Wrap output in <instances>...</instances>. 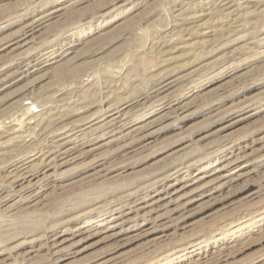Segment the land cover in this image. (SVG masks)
<instances>
[{
  "label": "rangeland",
  "instance_id": "rangeland-1",
  "mask_svg": "<svg viewBox=\"0 0 264 264\" xmlns=\"http://www.w3.org/2000/svg\"><path fill=\"white\" fill-rule=\"evenodd\" d=\"M46 49L50 67L31 72ZM108 107L146 128L145 140L106 136L94 153L42 169L59 137L94 123L77 133L80 149L100 134ZM239 150L247 157L222 169ZM244 163L233 184L215 181ZM22 164L42 169L25 193L12 182ZM176 171L204 178L177 194L172 216L109 228L116 206ZM53 232L66 238L60 264H264V0H0V264L51 262Z\"/></svg>",
  "mask_w": 264,
  "mask_h": 264
},
{
  "label": "bare ground",
  "instance_id": "bare-ground-1",
  "mask_svg": "<svg viewBox=\"0 0 264 264\" xmlns=\"http://www.w3.org/2000/svg\"><path fill=\"white\" fill-rule=\"evenodd\" d=\"M229 2L230 1H227L228 8L231 7V5H229ZM224 6H226V5L224 4ZM62 10H64V7H60V8H57L55 10H52L51 12L42 13V14L38 15L32 22H30L29 24H27L23 28L22 32L17 37V38H19L18 41L17 40L16 41L17 42L23 41V43H21V44H25V43H29V42L33 41L37 37V35H35V33L36 32H41L42 33L43 30L46 27L49 26V24H50L49 23V20L57 12H60ZM52 52H53L52 49H49V50L46 49L45 52H43L42 54L35 55L33 58L31 57L32 59H30V61H28V63H27L26 66L27 67L29 66V68H32V71L31 72L41 71V70H43L45 68H48V66L51 64L50 62H48V58L51 56ZM29 68H26L25 70L30 71ZM21 72H25V71L22 70ZM173 83H174L173 80L172 81H169V82H166V83L163 82L162 83L163 85L160 86V89H164L166 87H167L166 89H168V86H172ZM108 108H109L108 111H109L111 117H110V119H107V121L105 123H103V124H101V125H99L97 127V128L100 127V129H101V133L100 134L98 133V135H95L93 137L91 136V138H89L88 140L82 142V144H81L82 146L80 147V149H79L78 146L75 145V144H77V143H75V141L77 140V137L80 136V134H81L80 132H82L83 129H85L88 126L94 125V123H92L91 125L89 124L85 128H81L78 131L76 130L73 133H70V134H67V135H64V136L59 137L58 140L56 141V145L54 146V148L51 149V150H49V151H47V153H44V154H47V155H46L45 160L43 161V168L42 169L47 168L46 169V171H47L50 168H52L50 166V164L51 165L52 164H54V165H57V164L58 165H62V164L68 163V161H70L73 158H76L77 156L78 157H80V156H86V155H88V154H90L92 152L94 153L95 150H97L103 144H105V142L103 143L102 141H103V138L104 139L106 138V136H111V139H109L106 143L113 142L115 139H119L120 140L122 138H125L127 135L129 136V134H132V137L137 136V137H139V139L140 138L141 139L146 138L147 132H148L147 129L144 128V127H142V126L141 127L140 126H135L127 118L125 119V117L122 116V109H120L119 107H112V108L108 107ZM97 128H95V129L97 130ZM100 129H98V130H100ZM93 131H95V130H93ZM78 132L80 134H77ZM91 135H93V134H91ZM77 150H79L80 153H78V155L74 156V153L76 154V151ZM241 152L244 153V151H240L239 150L237 152L235 151L234 153L232 152V154H230V155L228 154L226 157H224L225 165L221 166V168L223 169V167L229 166L230 164H232L234 162H237V161H239V160L247 157L246 156L247 155L246 151H245L244 154L241 153ZM24 164L17 166L18 168H21V169H20L19 172L17 171L16 174L13 175L12 182H13V184L15 186H20L19 187L20 190L24 191V193H25V192L31 191L33 189V185L34 186L36 185V182H34L33 180L35 178H37L39 176V174L42 173L41 172L42 169L41 170L29 169V168H27L28 166H23ZM247 166H248V163L247 164L246 163H244V164H238L232 171H230L228 173H221L220 172V174H218L217 177H215V181L216 182H220L224 186L231 185L234 182H236L237 180H239L240 178H242L243 176H245V173H246L245 169L247 168ZM220 169H218V170H220ZM248 171L249 170H247V172ZM174 173H176V174L174 175ZM172 174L175 176V177H173L175 179V181H173V182H171V183H169L167 185L166 184L165 185H162V187H160L159 189H155L152 194H149L148 193L149 195H147L145 197H136V199H134L133 201H131V205L130 206H127V207H120V206L117 207L116 206L115 209H113V211H115V212H113V215L110 217L111 225L109 226V228H116L117 229V227H120L121 231L127 230L126 225H128V223L133 222V221H135L138 226L146 227L147 224H149L150 222H156V221L162 220L163 218H165V215L167 213H170L171 212L170 215L172 216V212L175 211V210H178V209H175V207H171L177 201V199H178L177 198V194L179 195V192H181L183 189H185L188 186H192V185L197 184L199 182V180H201L202 178H204V176L200 175L199 172H197V173L194 174L196 176V178L194 180H191V181L190 180H187L185 177H181L180 174H179V171L173 172ZM246 175H247V173H246ZM165 176H167V175H165ZM204 183H202V184H204ZM203 187H204V185H198V186H196V188L194 187V190H200L199 196H203L204 197L207 194V190L206 189L203 190ZM218 187H219V185H218ZM31 194L33 195V192H31ZM199 196H198V198H200ZM191 197H193V199H194L197 196H191ZM184 201H186V200H184ZM183 203L185 205V202H183ZM119 204H122V203H119ZM171 216H169V217H171ZM84 227H85V225L80 226L79 227V230L80 231H85ZM164 227H166V226L164 225ZM51 235H52L51 236V239L49 240L50 242L48 243V245L46 247L47 250H48V253H49L48 255L50 257L48 255L47 256L49 258H51V262L49 261V262H47V264H60V263H62V261H64L66 259V256H67V254H66V252L64 250V247L65 246L64 247L62 246L63 243L66 242V238L65 239H61V235H58L55 232H53ZM77 242H78V240H77ZM70 244L72 245V243H70ZM66 245H69V244H66ZM68 248L70 249V247H68ZM69 252H71V251H69ZM35 254H36V252H35ZM38 255H39V253H38ZM223 255H225V254H223ZM42 256H44V255H42ZM48 257H44V258H48ZM24 260H26V259H24ZM223 260H225V258L222 259V256H221L218 259V262L216 264H220ZM34 262L35 261H33V263L30 262V264H35ZM22 264H28V263H27V261H24V262H22ZM43 264H45V263H43Z\"/></svg>",
  "mask_w": 264,
  "mask_h": 264
}]
</instances>
